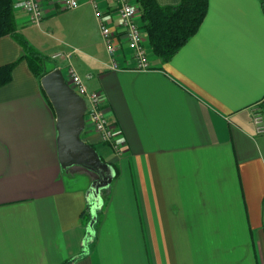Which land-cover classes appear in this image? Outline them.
I'll return each mask as SVG.
<instances>
[{
	"label": "crops",
	"instance_id": "1",
	"mask_svg": "<svg viewBox=\"0 0 264 264\" xmlns=\"http://www.w3.org/2000/svg\"><path fill=\"white\" fill-rule=\"evenodd\" d=\"M92 1L62 10L48 0L39 24L14 9L33 47L49 56L74 49L77 71L104 94L122 153L89 123L82 137L116 176L91 225L94 177L61 166L55 109L18 63L0 87V264H264V132L253 123L255 109L264 115L261 1L209 0L198 32L167 62L142 28L147 70L135 69L115 19L112 67ZM96 1L115 13L114 0ZM22 54L0 37V66ZM50 63L47 71L67 69L66 59Z\"/></svg>",
	"mask_w": 264,
	"mask_h": 264
},
{
	"label": "built area",
	"instance_id": "2",
	"mask_svg": "<svg viewBox=\"0 0 264 264\" xmlns=\"http://www.w3.org/2000/svg\"><path fill=\"white\" fill-rule=\"evenodd\" d=\"M48 0H16L14 7L21 8L30 16L33 23L39 24L45 14V2ZM59 9L72 10L81 5V0H52ZM116 11L113 15L102 9L100 3L93 0L96 16L100 23L102 35L107 44L108 52L112 57V67L119 68L120 63L116 59L119 49L116 32L109 26L111 19H115L120 32L126 37V44L132 51V58L137 70L151 68L149 52L144 43V32L141 24V9L136 0H114ZM71 58L72 53L67 55L57 52L51 55L55 60L61 57ZM65 78L74 90L84 98L86 102V123H89L99 133L101 140L110 145L117 153H122L124 137L122 132L110 121L106 110V98L99 91H90L83 78L72 67H67ZM253 123L258 133L264 132V115L259 109L253 113ZM87 126V124H86Z\"/></svg>",
	"mask_w": 264,
	"mask_h": 264
},
{
	"label": "trees",
	"instance_id": "3",
	"mask_svg": "<svg viewBox=\"0 0 264 264\" xmlns=\"http://www.w3.org/2000/svg\"><path fill=\"white\" fill-rule=\"evenodd\" d=\"M136 1L141 9V26L148 34L152 53L162 62L171 60L198 32L209 5V0H181L174 6H162L157 0ZM260 1L264 10V0ZM14 8L13 0H0V37L11 36L22 47L23 54L17 61L0 66V87L12 80L13 69L22 60L27 62L40 83L41 78L49 72L45 55L18 32ZM85 217L90 219L91 211Z\"/></svg>",
	"mask_w": 264,
	"mask_h": 264
},
{
	"label": "water",
	"instance_id": "4",
	"mask_svg": "<svg viewBox=\"0 0 264 264\" xmlns=\"http://www.w3.org/2000/svg\"><path fill=\"white\" fill-rule=\"evenodd\" d=\"M41 86L56 112L58 130V157L65 169L88 171L94 180L87 192L94 201L93 225L96 210L102 205L101 190L108 187L116 176L114 166L106 162L97 149L86 142L82 134L86 129V102L67 82L63 71L54 68L41 78Z\"/></svg>",
	"mask_w": 264,
	"mask_h": 264
},
{
	"label": "rangeland",
	"instance_id": "5",
	"mask_svg": "<svg viewBox=\"0 0 264 264\" xmlns=\"http://www.w3.org/2000/svg\"><path fill=\"white\" fill-rule=\"evenodd\" d=\"M52 44H55V42H53ZM73 50L74 49H72V50H70V51H68V52H64V51H60L61 53H63V54H65V55H67V54H69V53H72L73 52ZM51 55L52 54H50V56H49V54H46L45 55V57L47 58V61H46V63H47V65H49V64H51L50 62H51ZM61 58H63V59H66L67 60V64H66V67H72V68H74L75 69V71L83 78V80H84V82H85V84L87 83L85 80H87L88 81V79L87 78H90L91 77V74L90 75H83V74H81L80 72H78L77 71V69H76V67H75V65H74V63L72 62V60H71V58H68V57H61ZM65 68H63V70H64ZM64 74L66 75L67 74V72H66V70H64ZM87 85V84H86ZM87 87H88V89L90 90V91H97V90H94V89H91V88H89V86L87 85Z\"/></svg>",
	"mask_w": 264,
	"mask_h": 264
}]
</instances>
